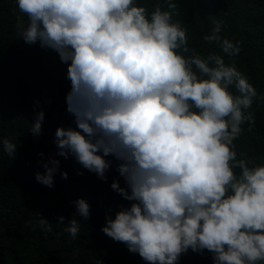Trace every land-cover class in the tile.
I'll list each match as a JSON object with an SVG mask.
<instances>
[{"label":"clouds","instance_id":"1","mask_svg":"<svg viewBox=\"0 0 264 264\" xmlns=\"http://www.w3.org/2000/svg\"><path fill=\"white\" fill-rule=\"evenodd\" d=\"M16 4L27 18L17 23L20 39L54 51L67 66L66 112L75 128L56 129L57 155L73 157L102 182L113 166L120 178L110 187L128 204L106 215L101 231L146 264H179L189 250L207 251L212 264H264V164L238 158L235 144L242 125L254 123L247 110L264 97L235 62L189 49L186 29L173 19L175 0L151 11L139 0ZM221 32L216 21L203 39L238 56L241 42ZM43 120L36 112L34 137ZM0 143L14 158L17 144ZM59 164L41 162L36 181L53 187ZM72 203L87 220L89 203ZM39 224L52 231L48 220ZM64 231L76 239L80 223L73 217Z\"/></svg>","mask_w":264,"mask_h":264},{"label":"trees","instance_id":"2","mask_svg":"<svg viewBox=\"0 0 264 264\" xmlns=\"http://www.w3.org/2000/svg\"><path fill=\"white\" fill-rule=\"evenodd\" d=\"M139 2L149 11L156 3L164 4V0ZM175 2L178 7L173 19L186 29L189 49L205 56L221 55L225 63L235 62L264 97V0ZM26 21L16 0H0V141L6 138L17 144L12 158L0 143V264H96V260L101 264H146L101 231L106 215L114 218L118 206L128 204L110 187L114 178L120 179L114 166L107 173V182H102L73 157L57 155L56 129L75 128L73 117L66 112L67 66L54 51L20 39L16 26ZM216 21L222 22L221 36L241 42L238 56L227 57L217 42L204 41ZM41 110L42 131L34 137L29 129ZM247 111L255 113L254 123L242 125L244 131L235 141L238 158L242 154L264 164V99L255 101ZM49 157L60 161L51 188L35 179L37 171H44L41 162ZM61 171L67 172V179L61 178ZM120 183L123 186L122 179ZM77 198L90 205L87 220L76 212L72 202ZM59 216L65 218L64 224L56 223ZM73 217L80 223L76 239L64 231ZM39 218L51 222V232L41 227ZM179 264H212L211 254L189 250Z\"/></svg>","mask_w":264,"mask_h":264}]
</instances>
